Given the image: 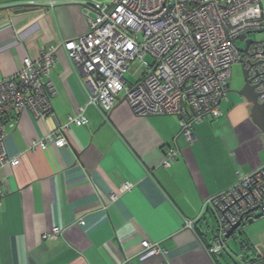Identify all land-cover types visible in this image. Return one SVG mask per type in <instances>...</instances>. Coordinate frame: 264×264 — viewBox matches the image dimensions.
<instances>
[{"label":"crops","instance_id":"obj_1","mask_svg":"<svg viewBox=\"0 0 264 264\" xmlns=\"http://www.w3.org/2000/svg\"><path fill=\"white\" fill-rule=\"evenodd\" d=\"M111 2L0 0L9 8L0 21V81L16 75L26 57L37 61L43 48L84 35L87 4ZM26 4L28 11L14 13ZM50 80L56 89L52 114L5 118L6 150L20 164L0 170V264H230L228 253L240 249L252 250L241 264H264V228L254 234L246 229L241 247L225 240V249L210 252L216 239L210 217L216 216L206 203L236 184L238 172L264 167V134L245 100L230 93L221 116L194 125L191 144L177 116L135 117L122 102L105 116L90 105L86 78L64 49ZM79 108L88 124L73 126L65 147L32 150ZM172 148L177 152L165 167ZM56 227L62 236L43 238ZM146 240L162 253L141 261Z\"/></svg>","mask_w":264,"mask_h":264},{"label":"built area","instance_id":"obj_2","mask_svg":"<svg viewBox=\"0 0 264 264\" xmlns=\"http://www.w3.org/2000/svg\"><path fill=\"white\" fill-rule=\"evenodd\" d=\"M86 16L84 35L43 48L37 61L26 57L16 75L0 81V170L20 164V158L10 157L6 150L5 118L31 113L41 120L52 114L56 89L50 72L62 49L86 78L90 105L105 116L121 102L135 117L177 116L180 134L191 144L196 141L194 125L221 116L220 105L231 93L234 65L247 71L264 104V40H252L248 48L246 44L249 34L264 32V0H112L107 5L87 4ZM242 35L245 48L238 45ZM148 56L152 66L144 61ZM137 63L143 73L136 85H130L126 75ZM87 124L84 109L79 108L55 136L33 142L31 148L65 147L71 128ZM176 152L167 151L165 167L171 166ZM4 196L0 184V205ZM206 207L219 224L210 249L218 254L242 217L256 211L264 214V167L251 174L238 172L236 184L211 198ZM193 224L189 222V228ZM62 235L63 229L56 227L43 238ZM142 247L141 261L162 253L147 240Z\"/></svg>","mask_w":264,"mask_h":264},{"label":"rangeland","instance_id":"obj_3","mask_svg":"<svg viewBox=\"0 0 264 264\" xmlns=\"http://www.w3.org/2000/svg\"><path fill=\"white\" fill-rule=\"evenodd\" d=\"M248 40H253L255 42L263 41L264 40V32L249 34L248 35ZM238 45L241 46L242 48H245V46H246L245 42H242V41H239ZM144 61L147 62L151 66L154 64L153 59L150 58L149 56L146 57L144 59ZM243 71H244L243 66L241 64H236V65L233 66L232 75L229 78L230 90L232 91L231 95L238 96L239 98H241V97L239 95H237L236 93H238L243 88V86L245 84ZM142 73H143V70H139V64L138 63L133 65L130 68V71L128 72V74L126 75L127 82L130 85H136L138 83ZM246 104H248V106H250L248 102H246ZM259 213H260V211H256L255 212V214H259ZM210 223H211V233L213 235H216L218 227H219L217 219L214 216H211L210 217ZM262 228H264V217L259 218L258 222L253 223V224H248V221L245 220L243 222V224H242V227L238 230V232L244 231L245 235L239 237L238 241L240 243L241 242H245L246 243V240H248V236H246L247 235L246 229L249 230L251 234H254V233L259 232ZM226 241L228 242V244L230 243L234 247L238 246V245H236V243H235V241L233 239L226 240ZM254 241H256L258 243L259 241H262V239L260 237L259 238H254ZM247 252H248V254L252 255V250H249ZM255 254H257V253H254V255Z\"/></svg>","mask_w":264,"mask_h":264},{"label":"water","instance_id":"obj_4","mask_svg":"<svg viewBox=\"0 0 264 264\" xmlns=\"http://www.w3.org/2000/svg\"><path fill=\"white\" fill-rule=\"evenodd\" d=\"M31 8V5L26 4V5H22L19 9L14 10V13H23L28 11V9ZM9 10V8L7 7H0V21L4 19V13L7 12ZM257 33H261V32H257ZM240 41H244L245 40V35H242L239 38ZM252 42V40H247L246 44H247V48L250 45V43ZM247 50H245L244 52H246ZM243 75H244V79H245V84L243 86V88L236 93L237 95H239L243 100H245L246 102L249 103L250 107H251V114H250V118L251 121L253 122V124L259 129V131L261 133L264 134V104H260L259 100H258V94L255 91L254 86L250 85V82L247 78V71L244 70L243 71ZM232 93V91H231ZM246 220L245 217H242L240 219V221L229 231L228 235L226 236V240H231L233 239L236 243V245H239L241 247L242 242L240 243L238 241V238L245 235L244 231L238 232V230L242 227L243 222ZM249 224L253 223V220H249L248 221ZM211 228V226H210ZM247 249H240V251L235 252V251H231L230 253H228V258L230 259V264H241L244 261L243 258V254L247 253Z\"/></svg>","mask_w":264,"mask_h":264},{"label":"trees","instance_id":"obj_5","mask_svg":"<svg viewBox=\"0 0 264 264\" xmlns=\"http://www.w3.org/2000/svg\"><path fill=\"white\" fill-rule=\"evenodd\" d=\"M218 231V230H217ZM216 236H217V234H216Z\"/></svg>","mask_w":264,"mask_h":264}]
</instances>
